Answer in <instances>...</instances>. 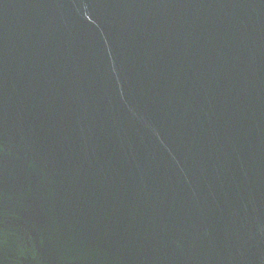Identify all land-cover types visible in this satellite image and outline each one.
<instances>
[{"label":"water","instance_id":"95a60500","mask_svg":"<svg viewBox=\"0 0 264 264\" xmlns=\"http://www.w3.org/2000/svg\"><path fill=\"white\" fill-rule=\"evenodd\" d=\"M0 264H264V0H0Z\"/></svg>","mask_w":264,"mask_h":264}]
</instances>
